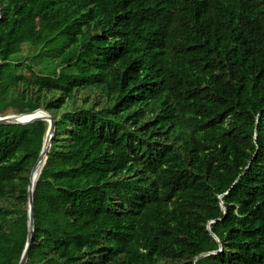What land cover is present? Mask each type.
Masks as SVG:
<instances>
[{"label":"trees","instance_id":"16d2710c","mask_svg":"<svg viewBox=\"0 0 264 264\" xmlns=\"http://www.w3.org/2000/svg\"><path fill=\"white\" fill-rule=\"evenodd\" d=\"M0 9V102L56 122L26 264H264V0ZM48 127L0 123V264Z\"/></svg>","mask_w":264,"mask_h":264},{"label":"water","instance_id":"95a60500","mask_svg":"<svg viewBox=\"0 0 264 264\" xmlns=\"http://www.w3.org/2000/svg\"><path fill=\"white\" fill-rule=\"evenodd\" d=\"M0 13L1 9H0ZM19 116L23 117V118H19ZM38 120H47L49 122V127H48V131H47V135H46V139L44 142V146L43 149L40 153V156L36 162V164L34 165L32 171H31V175H30V183L28 186V194H29V200H28V237H27V242H26V246L25 249L23 251L22 257L20 259L19 264H26L27 260H28V256H29V250L33 241V235H34V229H35V215H34V191H35V187H36V183H34L32 181V177L33 174L35 172L36 166L38 165V163L40 162V160L43 158H45L44 163H43V167L42 170L44 168V165L46 163L47 157H48V152L51 148L52 145V140L55 134V130H56V122L54 117L52 116V114L43 109V108H39L36 109L32 112H27V113H13L11 115H5V116H1L0 115V123L2 124H29V123H33L36 122ZM41 170V172H42ZM40 172V175H41ZM39 175V177H40ZM38 177V179H39ZM38 181V180H37ZM209 229L211 230L210 226Z\"/></svg>","mask_w":264,"mask_h":264},{"label":"rangeland","instance_id":"374dc122","mask_svg":"<svg viewBox=\"0 0 264 264\" xmlns=\"http://www.w3.org/2000/svg\"><path fill=\"white\" fill-rule=\"evenodd\" d=\"M40 22V20H38ZM38 22V23H39ZM187 27V24L184 20H179L174 26H173V32H172V39H170V41L174 44L178 43L179 40L181 39V30H183V28ZM173 57L176 59H184L183 55L174 53ZM192 60V59H191ZM187 61H190V59H188ZM193 64H195L198 69H201V63L198 61H194ZM13 114V112H11V109L8 107L7 104V100L5 98H2L1 102H0V115L1 116H5V115H11Z\"/></svg>","mask_w":264,"mask_h":264},{"label":"bare ground","instance_id":"6f19581e","mask_svg":"<svg viewBox=\"0 0 264 264\" xmlns=\"http://www.w3.org/2000/svg\"><path fill=\"white\" fill-rule=\"evenodd\" d=\"M172 41V40H171ZM172 43V42H171ZM183 50V49H182ZM185 50V49H184ZM171 52V51H170ZM180 52V51H179ZM169 54V53H168ZM186 56V55H185ZM165 58V57H164ZM172 59V58H171ZM171 62V61H170ZM173 62V61H172ZM184 63V62H183ZM174 64V63H173ZM178 66V65H177ZM184 66H185V64H184ZM17 113V112H16ZM19 118H23V117H21V116H19ZM44 160H45V158H44V156H43V158L40 160V162L38 163V165L36 166V169H35V172H34V174H33V177H32V181L34 182V183H36L37 182V180H38V177H39V175H40V172H41V170H42V167H43V163H44ZM228 216V215H227ZM150 254V253H149Z\"/></svg>","mask_w":264,"mask_h":264},{"label":"built area","instance_id":"2783aa9c","mask_svg":"<svg viewBox=\"0 0 264 264\" xmlns=\"http://www.w3.org/2000/svg\"><path fill=\"white\" fill-rule=\"evenodd\" d=\"M1 16H2V13H0V18H1Z\"/></svg>","mask_w":264,"mask_h":264}]
</instances>
